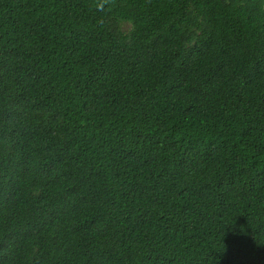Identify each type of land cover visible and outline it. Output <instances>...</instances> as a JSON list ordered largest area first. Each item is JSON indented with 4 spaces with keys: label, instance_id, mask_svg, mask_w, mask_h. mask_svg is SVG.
<instances>
[{
    "label": "trees",
    "instance_id": "obj_1",
    "mask_svg": "<svg viewBox=\"0 0 264 264\" xmlns=\"http://www.w3.org/2000/svg\"><path fill=\"white\" fill-rule=\"evenodd\" d=\"M0 264H264V0H0Z\"/></svg>",
    "mask_w": 264,
    "mask_h": 264
}]
</instances>
